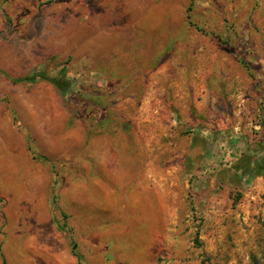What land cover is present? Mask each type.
<instances>
[{"label":"rangeland","instance_id":"rangeland-1","mask_svg":"<svg viewBox=\"0 0 264 264\" xmlns=\"http://www.w3.org/2000/svg\"><path fill=\"white\" fill-rule=\"evenodd\" d=\"M190 1L0 0V264H264V0Z\"/></svg>","mask_w":264,"mask_h":264},{"label":"trees","instance_id":"trees-1","mask_svg":"<svg viewBox=\"0 0 264 264\" xmlns=\"http://www.w3.org/2000/svg\"><path fill=\"white\" fill-rule=\"evenodd\" d=\"M193 1H194V0H191V1H190V6H189V8H188V11H190V8H191V6H192ZM34 79H43V76H42V75L29 76V77H26V78L21 79V80H19V81H30V80H34ZM52 83H53L56 87H58L59 89L62 88L61 85L58 83L57 80H52ZM41 159H42V160H45V158H42V157H41ZM254 169H256V173H254L255 175H262V176H264V158H263L262 160H260L259 162H257V164H255ZM54 203H55V201H54ZM75 249H76V245H75V243L72 241V242H71V253H72L73 255H76Z\"/></svg>","mask_w":264,"mask_h":264}]
</instances>
